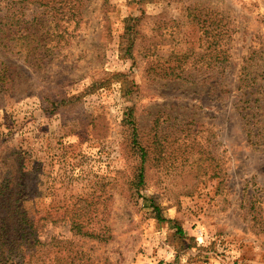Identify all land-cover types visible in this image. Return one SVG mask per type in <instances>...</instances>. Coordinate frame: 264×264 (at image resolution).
<instances>
[{"label": "rangeland", "instance_id": "obj_1", "mask_svg": "<svg viewBox=\"0 0 264 264\" xmlns=\"http://www.w3.org/2000/svg\"><path fill=\"white\" fill-rule=\"evenodd\" d=\"M4 179L34 264H264V0H0Z\"/></svg>", "mask_w": 264, "mask_h": 264}, {"label": "trees", "instance_id": "obj_2", "mask_svg": "<svg viewBox=\"0 0 264 264\" xmlns=\"http://www.w3.org/2000/svg\"><path fill=\"white\" fill-rule=\"evenodd\" d=\"M9 181L4 179L0 189V264H34L32 260L41 254L45 244L40 239L41 233L36 228L34 218L21 207H16L18 199L13 201L12 209L4 207L11 199L8 193ZM142 182L143 174L140 173L138 183ZM14 196L16 198L18 195ZM74 230L81 234L78 225ZM178 232H181L180 229Z\"/></svg>", "mask_w": 264, "mask_h": 264}]
</instances>
